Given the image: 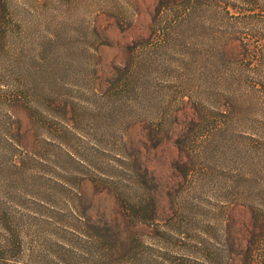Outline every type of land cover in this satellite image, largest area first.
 <instances>
[{
	"label": "rangeland",
	"instance_id": "obj_1",
	"mask_svg": "<svg viewBox=\"0 0 264 264\" xmlns=\"http://www.w3.org/2000/svg\"><path fill=\"white\" fill-rule=\"evenodd\" d=\"M224 1L234 15L238 2ZM212 2L189 20V0H0V201L75 200L76 214L56 213L125 232L121 264H197L188 237L205 249L228 231L237 264L247 248L260 262L264 167L237 159L232 130L218 132L227 99ZM142 163L152 202L134 223L129 203L99 187L131 182L130 168L144 176ZM56 183L68 188L50 198Z\"/></svg>",
	"mask_w": 264,
	"mask_h": 264
},
{
	"label": "trees",
	"instance_id": "obj_2",
	"mask_svg": "<svg viewBox=\"0 0 264 264\" xmlns=\"http://www.w3.org/2000/svg\"><path fill=\"white\" fill-rule=\"evenodd\" d=\"M198 1L189 0L191 7L186 12L187 19L192 20V11L196 10ZM235 1L239 5L233 9L234 15L230 12L232 7L224 0H219L216 11L222 16L223 25L222 31L213 39L216 53L212 57L222 69L219 78L227 99L223 109L225 120L218 132L232 130L231 139L238 147L237 159L245 163L259 161L258 164L264 167V0ZM205 7L212 12V0H206ZM128 72L132 75L135 71ZM233 140L228 143H233ZM130 162L129 167L133 164ZM142 164L144 176L130 168L129 172L134 176L131 182L109 178L99 187L103 193L123 197L129 203L135 214L134 223L146 220L152 202L147 175L154 177V174L149 166ZM58 188L67 190L68 186L60 183L49 185L50 198ZM46 200L0 201V211L4 213L0 215L3 216L0 217V264H121L125 254L119 253L117 245L124 240L125 232L95 225L91 216L80 213L76 217L70 214L79 226L67 223V215L56 212L61 211L60 206H68L76 214V208L79 210L76 201L64 196L60 202ZM38 208L52 215H42V211H36ZM87 210L90 212L92 207ZM155 220L150 217L149 223ZM232 221L230 217L228 223ZM205 236L214 242L210 233ZM188 238L194 244L193 250L200 251L201 257H195L197 264H237L239 250L235 247L232 232L225 233L223 244L208 243L205 249L201 248L203 242L197 235ZM134 239L129 240L132 242ZM76 241L85 243L86 251L76 248ZM201 252L208 254L203 256ZM252 255L250 248L243 252L244 264H253ZM261 259L257 264H264V257ZM153 264L172 263L155 261Z\"/></svg>",
	"mask_w": 264,
	"mask_h": 264
}]
</instances>
